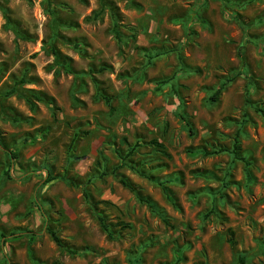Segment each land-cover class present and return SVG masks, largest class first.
Wrapping results in <instances>:
<instances>
[{"label":"rangeland","instance_id":"rangeland-1","mask_svg":"<svg viewBox=\"0 0 264 264\" xmlns=\"http://www.w3.org/2000/svg\"><path fill=\"white\" fill-rule=\"evenodd\" d=\"M256 106L264 0H0V264H264Z\"/></svg>","mask_w":264,"mask_h":264},{"label":"trees","instance_id":"trees-1","mask_svg":"<svg viewBox=\"0 0 264 264\" xmlns=\"http://www.w3.org/2000/svg\"><path fill=\"white\" fill-rule=\"evenodd\" d=\"M116 36H117V39H120V36H119L118 33H117ZM100 70H101V72H103L105 70V68H101ZM226 86H227V83H223L218 88V90L216 91V93L212 97L211 101L217 102L219 100L222 92L226 89ZM98 97L99 98H102L104 100L105 104L109 107V110L111 112H114V107L112 105V97H109L107 95L100 94V93H98ZM31 98H33L37 102H43L44 101L41 96H38L36 94L31 95ZM31 98H29L28 102H29V104L31 106V109L34 110L36 108V103ZM246 102H247V104L253 105L248 98H246ZM254 109H255V111L257 113L261 114L264 117V108L257 107L256 106V107H254ZM150 145H152L156 150L160 151L164 156H167V157L169 156L167 154V152H166L165 146L162 143H159V142L153 140V141H150ZM239 150H240V145H239L238 139L236 138L235 141H234V145H233V149H232L231 153H233V155L235 156V158L243 160L242 158H239L238 157ZM226 151H228V150H226V149L219 150V151L216 150V151H213L210 154L211 155H214V154H219L221 152H226ZM132 154H133V148L128 151V154L126 156H124V157H122L121 155L119 156L121 158V160L123 161V166L126 165V163H125L126 160L128 159V157L132 156ZM13 158H16V155L15 154H13ZM134 170H135V172H138L137 174H139V175H141L143 177L145 176L144 173H140L139 171H136V169H134ZM107 174L108 173H102L101 176H105ZM111 174H113L115 176V178L123 186H125L128 189H130L131 191H134V188H133L132 184L125 177H123L121 174L116 173V172H113ZM48 176L49 177H48V180L46 181V184H48V183L52 182L53 180H55V178L52 177L51 173H48ZM85 197H86V199L89 198L88 193L86 191H85ZM140 200L142 202L146 203L153 212H157L158 211L157 206L154 203H152L151 201H149L147 199H144V198H140ZM99 220H100V223H101V226H102L103 230L111 237L112 236V232L110 231L109 225L106 224L105 219L103 217H101V218H99ZM48 232L51 235V238L55 242V244L59 248H64V245L61 242V240L59 239V237L57 236V234L52 229H50V228L48 229ZM229 244L231 246H235L234 235H233L232 232H230Z\"/></svg>","mask_w":264,"mask_h":264}]
</instances>
